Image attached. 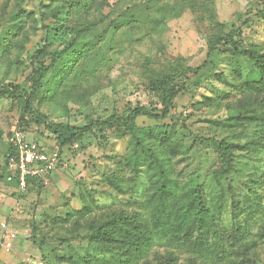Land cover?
I'll use <instances>...</instances> for the list:
<instances>
[{
	"label": "rangeland",
	"instance_id": "1",
	"mask_svg": "<svg viewBox=\"0 0 264 264\" xmlns=\"http://www.w3.org/2000/svg\"><path fill=\"white\" fill-rule=\"evenodd\" d=\"M76 1L80 6L64 14L63 21L88 28L82 40L97 44L95 52L100 61L96 72L80 81L73 92L53 95L44 92L43 99L35 102L34 110L51 123L76 126L84 124L87 117L124 115L135 106L159 113L161 95L152 89V80L181 70L182 91L171 116L162 122L139 118L136 125L156 134L162 130L176 133L188 151L175 159V172L185 180L197 173L206 185V193L214 198L220 190L226 191L217 221L221 219L230 225L254 213L238 243L248 259L234 253L223 264H264V153L246 155L240 149L233 156L234 172L212 177L211 168L216 163L212 143L193 145L196 137H217L242 145L256 136L253 127L247 131L239 127L220 131L211 123L229 119L239 108L234 101L220 99L230 88L218 81L216 75L229 73L234 64L241 69L237 80H256L259 75L251 62L229 49L221 47V52L211 54L209 41L218 33L219 25L225 26V34L230 35L232 42L257 48L264 55V21L255 15L264 0ZM41 3L50 5L45 0H0V264H32L29 260L54 264L64 254H84L88 234L84 226L90 216L81 220L80 229L73 221L61 224L51 219L53 215L64 217L67 212L83 208V202H91L92 197L96 210L110 207L138 210V204L128 193L116 195L105 180L114 171L115 160L128 149V153L134 149L135 143H130L129 136L112 132L103 137L90 135L60 149L43 126L30 123L22 128L18 100L2 95L8 88L29 90L34 85L33 78L38 80L36 70L40 67L36 57L43 56L39 53L42 48L48 52L64 48L59 43L48 45L43 41L40 12H51V8L40 7ZM205 3L207 8H202ZM257 3L260 5L256 6ZM131 18L140 23L104 38L112 22ZM14 19L20 24L18 29L21 28L15 30L17 35L12 33ZM49 62L47 59L44 66ZM170 127L173 128L169 130ZM17 129L27 141L60 154L61 166L57 171L61 172V179L50 190H41L37 198L25 200L27 195L11 190L7 182L14 176L8 169L7 158ZM21 199L25 201L20 204ZM40 204L50 207L48 214L42 213ZM2 224L8 229L4 230ZM7 241L12 243L9 252L4 248ZM156 249L163 253L165 248L156 246ZM175 252L178 264H186L189 255Z\"/></svg>",
	"mask_w": 264,
	"mask_h": 264
},
{
	"label": "trees",
	"instance_id": "2",
	"mask_svg": "<svg viewBox=\"0 0 264 264\" xmlns=\"http://www.w3.org/2000/svg\"><path fill=\"white\" fill-rule=\"evenodd\" d=\"M45 1H49L50 5L47 7L41 3L40 7L51 8V12H40L43 16V41L48 45L59 43L64 48L54 52L42 48L39 53H43V56L33 58L40 64L36 70L38 80L33 78L34 85L29 90H19L18 86L6 87L9 90H3L2 95L18 100L22 128L30 123L43 126L60 149L73 146L90 135L103 137L112 132L129 136L130 143H135L134 149L131 153H128V149L115 160L114 171L107 174L105 180L116 195L128 193L130 199L138 204V210L134 211L113 207L96 210L92 197L91 202H83V208L67 212L64 217L53 215L51 220L55 223L73 221L78 229L82 228L81 220L90 216L84 226V231L88 233L85 237L86 252L82 255L76 252L64 254L55 259L54 264H178L179 257L175 251H184L189 255L186 264H223L234 253L248 259L238 243L253 221L251 217L254 213L248 219L237 220L230 225L221 219L217 221L226 191L220 190L214 198L206 193V185L197 173L185 180L175 172V159L184 156L188 149L178 135L170 130L173 127L168 128L170 131L162 130L156 134L151 130H141L136 125L139 118L162 122L171 116L175 101L182 91L181 70L176 69L173 73L168 72L152 80V89L161 95L162 110L159 113L135 106L121 116L87 117L84 124L76 126L51 123L34 110L35 102L43 99L44 92L53 95L76 90L80 81L95 74L96 64L100 61L95 52L97 44L82 40L88 28L75 27L63 21V15L76 10L80 6L79 2ZM201 7L207 8L206 3ZM255 15L264 21V2L258 6ZM53 19L54 23L50 22ZM139 23V20L132 18L112 22L104 32V38H110L123 29L136 27ZM18 24L14 19V35L21 30ZM219 27L216 36L209 41L210 53L221 52V47L229 49L237 57L251 62L259 78L245 82L237 80V77H241V69L237 64L231 65L229 73L216 75L218 81L230 88L226 96L219 98L234 101L239 108L229 119L211 123L220 131L238 127L247 131L253 127L256 136L242 145L217 137L194 138V146L208 142L213 145L216 163L211 168L212 177L233 173V156L240 149L246 155L260 151L264 153V55L257 48L232 42L230 35L225 34V26ZM47 59L50 62L44 66ZM195 74H198L197 71ZM16 158V150L11 144L7 161ZM129 173L131 175L127 177ZM219 201H222L220 207ZM156 246L165 248L163 253Z\"/></svg>",
	"mask_w": 264,
	"mask_h": 264
},
{
	"label": "built area",
	"instance_id": "3",
	"mask_svg": "<svg viewBox=\"0 0 264 264\" xmlns=\"http://www.w3.org/2000/svg\"><path fill=\"white\" fill-rule=\"evenodd\" d=\"M11 144L16 150L17 158L9 162L8 169L16 175L22 188H25L28 179L46 178L61 166L57 150H49L37 142L27 141L20 129L14 131ZM1 227L8 229L5 224ZM4 248L7 252L11 251L12 243L5 242Z\"/></svg>",
	"mask_w": 264,
	"mask_h": 264
},
{
	"label": "crops",
	"instance_id": "4",
	"mask_svg": "<svg viewBox=\"0 0 264 264\" xmlns=\"http://www.w3.org/2000/svg\"><path fill=\"white\" fill-rule=\"evenodd\" d=\"M60 173L61 172H59V171H55L54 173L50 174L46 178H39L37 180L36 179L35 180L34 179H31V180L29 179L30 181L29 180L27 181V184H26L25 188H22V186H21L18 178L16 177V175H14L11 178H9L7 182L9 184L11 190H13V189L15 190L16 189V191H18L21 195H24V196L27 195L26 198H25V200H27L28 198H31V196H34V197L37 198L38 195H39L38 193H40L41 190H46V189L50 190L51 187H54V185L56 183V180L61 177ZM25 200L21 199L19 201V203L21 204ZM38 208L42 211L43 214L44 213L48 214V210L50 209V207L48 208L47 204H44V205L40 204ZM29 262L32 263V264H37V262L34 261V260H29Z\"/></svg>",
	"mask_w": 264,
	"mask_h": 264
}]
</instances>
